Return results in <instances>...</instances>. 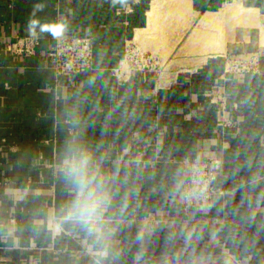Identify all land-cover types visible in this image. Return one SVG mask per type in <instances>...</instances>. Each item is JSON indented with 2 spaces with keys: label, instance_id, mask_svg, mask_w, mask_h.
<instances>
[{
  "label": "crops",
  "instance_id": "crops-1",
  "mask_svg": "<svg viewBox=\"0 0 264 264\" xmlns=\"http://www.w3.org/2000/svg\"><path fill=\"white\" fill-rule=\"evenodd\" d=\"M155 1L0 0V264H186L174 224L184 162L208 158L221 162L214 186L224 195L204 211L212 223L192 264H264V0H186L173 24L172 2L149 23ZM208 14L219 24L207 56L168 59L172 38L184 51ZM30 19L90 37L92 71L57 78L54 38L39 28L35 56L6 52L30 36ZM130 43L181 66L126 67ZM80 151L101 199L91 225L67 218L76 188L65 162ZM145 219L159 222L152 232Z\"/></svg>",
  "mask_w": 264,
  "mask_h": 264
},
{
  "label": "built area",
  "instance_id": "built-area-1",
  "mask_svg": "<svg viewBox=\"0 0 264 264\" xmlns=\"http://www.w3.org/2000/svg\"><path fill=\"white\" fill-rule=\"evenodd\" d=\"M42 42V37H16L6 45V52L16 57L35 56ZM134 43L126 49L125 60L133 70L150 71L157 66L152 57L138 53ZM50 68L55 76L62 77L70 74H81L93 69V44L88 36L63 34L53 39V45L47 53ZM234 64H238L235 63ZM243 67L240 64L236 65ZM121 73V72H120ZM188 169V178L181 191V218L174 222L180 230L178 237V256L186 264H192L197 256L196 236L200 229L208 226L212 221L204 215V211L211 206L217 196L224 192L216 189L214 182L221 167L216 158L205 161L187 160L184 162ZM158 221L145 219L144 229L152 232Z\"/></svg>",
  "mask_w": 264,
  "mask_h": 264
},
{
  "label": "clouds",
  "instance_id": "clouds-1",
  "mask_svg": "<svg viewBox=\"0 0 264 264\" xmlns=\"http://www.w3.org/2000/svg\"><path fill=\"white\" fill-rule=\"evenodd\" d=\"M123 2V0H121ZM43 5L37 4L33 11H42ZM66 25L63 22L41 23L38 19H30L28 31L32 36H36V29L39 28L41 33H50L53 38L62 35ZM91 155L86 151H80L79 154H73L70 159L66 160V175L72 181L76 188L75 199L68 206L69 219H77L85 224L91 225L97 216L101 199L97 195L93 182L95 176L89 175V166ZM99 264V262H98Z\"/></svg>",
  "mask_w": 264,
  "mask_h": 264
},
{
  "label": "bare ground",
  "instance_id": "bare-ground-1",
  "mask_svg": "<svg viewBox=\"0 0 264 264\" xmlns=\"http://www.w3.org/2000/svg\"><path fill=\"white\" fill-rule=\"evenodd\" d=\"M180 1L181 0H171V1H168V0H156L155 1V6H154L153 10L149 13V23L151 21H153L154 19L157 18V15L161 11V8L163 6V3H165V2H168V3L170 2L171 3L172 2V6L173 7L177 5V10H176L177 11V14L176 13H173L169 17V18H171L170 20H171V23L173 24L175 22V20L179 19L182 16V13L185 10H187L186 0H182L183 1V4H180ZM218 24H219L218 17H216L214 15H211V14H208V15L204 16L201 19V21L199 22V26L198 27H194L193 30L191 31V33L188 34V37L186 38V41L184 42L183 45L184 46H188L189 47V50H193V51L196 50L197 53H198V51H200V53L203 52L204 55H206L207 54V50H208V46H209L210 40H211V37H210L211 29L213 27H215V25H218ZM177 41L179 42L180 40L177 39ZM174 43H175V41H174ZM177 44L178 43H176L173 46H176ZM193 51H191V52H193ZM170 55L168 54V57ZM125 66L129 67L128 64H127V61H125Z\"/></svg>",
  "mask_w": 264,
  "mask_h": 264
},
{
  "label": "rangeland",
  "instance_id": "rangeland-1",
  "mask_svg": "<svg viewBox=\"0 0 264 264\" xmlns=\"http://www.w3.org/2000/svg\"><path fill=\"white\" fill-rule=\"evenodd\" d=\"M180 4H183V1L182 0L180 1ZM185 11H187V10H185ZM183 13H182V16H183ZM192 30H193V28H191V31ZM190 33H188V34H190ZM219 34H220L219 33V30L216 28L215 35L218 36ZM162 35H165V33L164 34L162 33ZM159 36H160V33L159 32H154V35L153 36L150 35V41H151V43L153 41L154 44L155 43L157 44V41H159V40H157L159 38ZM179 38H178V40H179ZM174 41H175V43H174ZM179 42L177 41L176 38H172V40H171V44H172L171 47L172 48L169 49V53H168L169 55L171 54V56H172V55L175 54L176 56H180V55H183V54L184 55L185 54L186 55H189V54L190 55L197 54L196 50H194V51L193 50H189V47L188 46H184V45H183L184 51H182L181 49L177 50L178 49L177 48V45L176 46H173V45H175L176 43H179ZM134 45L137 48V50H138L137 52L138 53H143L144 55L150 56V57L153 58V60H155V62L157 63V66H154V67H152L150 69V71L153 72V73H156V74H159V75H163V74L165 75V74H167L170 71H173L175 69H179L180 66H181V64L179 63V60L178 59H175L174 61H172V59H171L172 62H169L168 59L170 58V56L168 57L166 55L168 59H163L162 54L159 55V54H156V53H152L151 48H148L145 45L143 46L140 43H134ZM191 51H193V52H191ZM198 53H200V51H198ZM200 54L201 55H204L203 52L200 53Z\"/></svg>",
  "mask_w": 264,
  "mask_h": 264
}]
</instances>
